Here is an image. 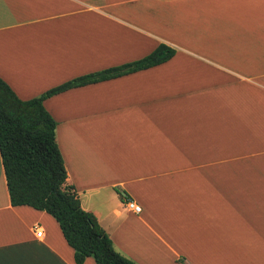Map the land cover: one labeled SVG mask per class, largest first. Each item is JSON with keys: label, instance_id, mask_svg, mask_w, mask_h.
<instances>
[{"label": "crops", "instance_id": "0c3cea01", "mask_svg": "<svg viewBox=\"0 0 264 264\" xmlns=\"http://www.w3.org/2000/svg\"><path fill=\"white\" fill-rule=\"evenodd\" d=\"M160 43L161 64L43 101L67 183L137 264H264V0H0L21 99ZM0 264H76L50 214L11 205L1 155Z\"/></svg>", "mask_w": 264, "mask_h": 264}, {"label": "trees", "instance_id": "16d2710c", "mask_svg": "<svg viewBox=\"0 0 264 264\" xmlns=\"http://www.w3.org/2000/svg\"><path fill=\"white\" fill-rule=\"evenodd\" d=\"M171 46L160 43L148 55L114 67L87 73L21 99L0 77V155L10 203L45 211L58 223L76 264L92 257L96 264H137L118 252L95 215L82 208L56 141L57 122L43 101L70 88L119 77L169 60ZM124 200L126 193L117 188Z\"/></svg>", "mask_w": 264, "mask_h": 264}, {"label": "built area", "instance_id": "2783aa9c", "mask_svg": "<svg viewBox=\"0 0 264 264\" xmlns=\"http://www.w3.org/2000/svg\"><path fill=\"white\" fill-rule=\"evenodd\" d=\"M125 205L128 209H131L135 213H139L141 211V206L138 205L137 203H135L134 201L129 200V199L126 200ZM37 233L39 236L41 235V231H38Z\"/></svg>", "mask_w": 264, "mask_h": 264}]
</instances>
